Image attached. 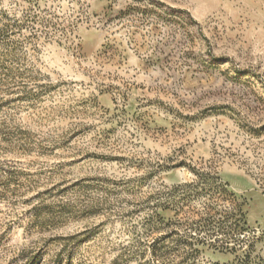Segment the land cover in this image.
Instances as JSON below:
<instances>
[{
    "label": "rangeland",
    "instance_id": "rangeland-1",
    "mask_svg": "<svg viewBox=\"0 0 264 264\" xmlns=\"http://www.w3.org/2000/svg\"><path fill=\"white\" fill-rule=\"evenodd\" d=\"M0 264H264V0H0Z\"/></svg>",
    "mask_w": 264,
    "mask_h": 264
}]
</instances>
